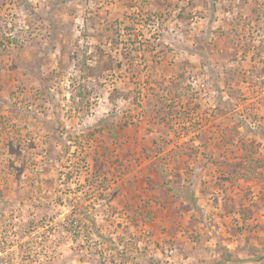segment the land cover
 Segmentation results:
<instances>
[{"label": "rangeland", "instance_id": "1", "mask_svg": "<svg viewBox=\"0 0 264 264\" xmlns=\"http://www.w3.org/2000/svg\"><path fill=\"white\" fill-rule=\"evenodd\" d=\"M13 221L39 264H264V0H0Z\"/></svg>", "mask_w": 264, "mask_h": 264}, {"label": "built area", "instance_id": "2", "mask_svg": "<svg viewBox=\"0 0 264 264\" xmlns=\"http://www.w3.org/2000/svg\"><path fill=\"white\" fill-rule=\"evenodd\" d=\"M39 251V246L22 233L20 224L13 221L0 225V264H39Z\"/></svg>", "mask_w": 264, "mask_h": 264}]
</instances>
